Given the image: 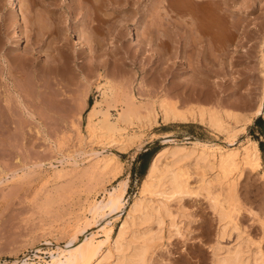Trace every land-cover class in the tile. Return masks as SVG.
Masks as SVG:
<instances>
[{"label":"rangeland","instance_id":"obj_1","mask_svg":"<svg viewBox=\"0 0 264 264\" xmlns=\"http://www.w3.org/2000/svg\"><path fill=\"white\" fill-rule=\"evenodd\" d=\"M30 1L34 6L31 19L34 18L37 23L34 25L38 27L29 26L26 14H22L21 24L16 25V13L7 5L6 0H0V71L3 70L5 75L13 67L12 55L17 46L14 32L18 30L21 33L24 49L37 45L36 37L38 38L40 25L36 15L41 7V0L18 2L26 12ZM247 1L251 4L250 15H247V29L241 27L242 32L237 29L233 31L236 39L233 38L232 43L226 42L227 46L221 45L223 48H219L217 52L221 58L208 63L209 58L205 64L211 70L205 68L203 78L195 76L191 65L184 63V60L178 61L167 55L166 60L160 62L158 52L149 49L148 55L155 58L156 66L159 67L152 69V72L138 61L134 69L135 65L126 60L124 74L121 77L110 76L112 83L109 85L115 87L111 92L104 84L106 79L99 78L97 72L91 71L86 76L81 69L84 66L80 62L82 58L75 56L72 62V68L75 69L72 88L65 85V82L60 81L56 86L50 82L53 86L46 90L51 93L52 88L53 91L54 88L58 89V98L51 99V95L45 90L46 95H41V101L36 102L31 97L27 99L29 114L17 112L13 117L16 119L15 123L8 129H0V264H13L14 260L25 254H28L31 264L51 260L52 253L57 255L58 245L68 243L73 227L77 225L75 229H79L85 218H91L92 202L104 200L107 190L125 185L124 198L128 207L138 192L143 177L139 173V158L142 153L153 149L155 154L165 144L194 138L230 145L223 134L206 126L196 123H163L158 116V122L143 127V132L126 149L118 148L116 144L102 148L87 139V117L89 106L96 104V118H102V112L108 110L110 120L114 121L131 102H135L141 115H145L162 96L181 107L193 103L221 110L229 109L241 116L250 114L255 109L264 87L263 67L260 63L261 44L264 40V7L257 6L264 3V0ZM133 33L131 30L127 34L129 38L125 39V44L130 43ZM75 38L74 35L69 37L74 48ZM41 53L36 54L39 56L36 59L37 68L40 69V60L44 57ZM262 56L264 57V51ZM32 58L29 57V60H33ZM102 71L103 74L106 73L104 69ZM151 73H154L153 76ZM21 76L23 81L19 83L20 86L23 85L25 91L30 93H35V82L42 83V79H37L30 68ZM12 79L14 82V78ZM1 81L6 82L0 78ZM11 81L8 80L7 83L11 84ZM104 91L108 93V97L103 94ZM67 92H71V96ZM258 118L263 120L262 127L256 124ZM253 119L238 134L237 144L229 147L241 146L240 143L243 144L247 137L257 140L259 147L262 142L261 166L257 169L244 167L232 191L239 201V213L235 217V223L240 231L244 230L243 240H249L253 251L260 248L264 253V116H254ZM81 131L83 134L79 133ZM97 151L115 155L116 161H119L118 168L110 165L99 169L94 158ZM184 167L189 172L190 187H196L199 165L192 158L184 162ZM207 169L212 190L219 194L221 192V197L226 195L228 198L229 183H217L213 170ZM169 207L182 234L156 241L153 249L149 251L150 255L148 254L149 257L152 255L151 264H211L218 225L208 199L203 196H185L179 201L175 198L169 202ZM166 220L169 222L170 219L167 217ZM120 222L118 220L113 223L114 233ZM167 229L168 227L164 229V236H168ZM92 233L95 231L88 227L87 236ZM96 234L98 239L102 238L101 230ZM234 237L236 236L233 234L230 237L232 240L227 238L223 243L232 244Z\"/></svg>","mask_w":264,"mask_h":264},{"label":"bare ground","instance_id":"obj_2","mask_svg":"<svg viewBox=\"0 0 264 264\" xmlns=\"http://www.w3.org/2000/svg\"><path fill=\"white\" fill-rule=\"evenodd\" d=\"M18 1L6 0L7 5L16 13V25L21 24L22 14H26L29 26L38 27L34 25L37 24L34 18L31 19L34 8L32 2H29L24 12ZM263 4L262 2L257 5L258 8H263ZM40 6L36 15L40 25L38 38L36 37L38 46L24 49V39L17 30L14 32L17 46L12 55L13 67H10L9 75H5L3 70L0 71V78L6 81L0 82L2 130L15 123L16 119L13 117L16 114H29L26 103L28 98L39 102L41 95L46 92L51 95V99L58 98V89L54 88L53 91L52 88L51 93L46 90L53 86L50 82L54 83V86L60 81L65 82L67 86L73 84L75 69L72 68V62L75 56L82 58L80 62L84 66H81V69L85 75L91 71L97 72L99 78L106 79L104 84L111 92L115 88L109 85L112 83L111 77H121L124 74L127 68L126 60L135 65L134 69L138 61L150 71L159 67L156 66L155 58L148 55L151 49L158 52L160 62H164L167 55L178 61L184 60V63L191 65L195 76L203 78V70L208 67L205 63L209 58L208 63L221 58L217 53L218 49L235 38L233 31H238L241 27L247 29V15H250L251 4L247 0H41ZM131 30L134 35L130 43L125 44V39L129 38L127 34ZM72 35L76 37L75 48L69 41ZM132 42L135 44H131ZM72 51L75 53L72 54ZM263 51L264 40L260 52L264 75ZM37 52H42L44 56L40 60L41 69L37 68ZM27 54H31L29 57H33V60H29ZM173 62L175 64V61ZM29 68L37 79H42V83H33L35 93L25 91L23 85L19 84L23 81L21 74ZM102 69L106 71L105 74ZM153 74L151 73L152 76ZM8 80L11 84L7 83ZM67 93L71 96V92ZM103 94L107 96L108 93L104 91ZM65 98L64 96L63 99ZM57 106L55 107H60L59 104ZM95 108L96 104L88 109L87 139L102 148L116 144L118 148L126 149L131 142L136 141L134 138L143 132V127L158 122V116L163 123H196L206 126L216 133L223 134L230 145L224 146L198 138L163 145L152 156L139 190L128 207L124 198L125 185L107 190L104 200L92 202L91 218H85L79 229H75L77 225L73 227V232L68 234V243L58 245L57 255L52 253L51 260L40 264H151L152 255L149 257V251L153 249L156 241L182 234L171 213L169 202L175 198L181 201L185 196L205 197L216 215L218 232L211 264H264L263 251L259 247L253 251L246 236V241L243 240L244 230L240 231L235 223V217L239 213L238 199L232 191L244 167L257 169L261 166V149L258 141L249 137L243 144L240 143L241 146L229 147L237 144L238 134L246 129L247 124L254 120V116H264V87L255 109L243 116L230 112L229 109L227 111L193 103L181 107L166 96L160 97L145 115H141L136 103L131 102L114 121L110 120L108 110L102 112V118H96ZM98 151L94 158L99 164V169L110 165L118 168L119 161H116L115 155ZM192 158L200 167L196 187L191 185L194 189L190 187L189 172L184 167V162ZM207 168L213 170L217 183H229V187L226 186L230 190L228 198L226 195L221 197V192L219 194L212 190ZM118 220L121 222L114 233L113 223ZM88 227L95 231L91 236H87ZM166 227L168 236H164ZM99 230L102 232L100 239L96 237ZM233 234L236 236L233 243L224 244L223 242L227 238L231 239ZM28 257V254H25L14 260L13 264H31Z\"/></svg>","mask_w":264,"mask_h":264},{"label":"trees","instance_id":"obj_3","mask_svg":"<svg viewBox=\"0 0 264 264\" xmlns=\"http://www.w3.org/2000/svg\"><path fill=\"white\" fill-rule=\"evenodd\" d=\"M89 103L91 104L92 101L90 100ZM256 124H259L261 127L263 126V120L261 118H258L256 121ZM260 147L263 148V143L260 142ZM152 155H154V150H148L144 153L141 154L139 160L141 161L140 163V171L139 173L141 175H144V173L146 172V169L148 167V164L150 162V158H152Z\"/></svg>","mask_w":264,"mask_h":264}]
</instances>
